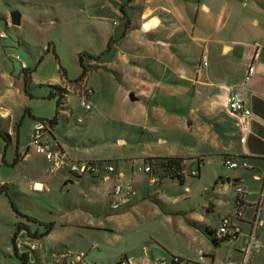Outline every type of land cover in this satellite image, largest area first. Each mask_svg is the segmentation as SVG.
Instances as JSON below:
<instances>
[{
    "label": "crops",
    "instance_id": "obj_1",
    "mask_svg": "<svg viewBox=\"0 0 264 264\" xmlns=\"http://www.w3.org/2000/svg\"><path fill=\"white\" fill-rule=\"evenodd\" d=\"M98 1H107L101 10L110 7L117 14H121L123 5L130 23L126 25L123 20L122 38L141 40L146 50L141 60L129 52L131 49L116 52L114 61L125 64L127 81L134 83L120 85L119 91L123 102H131L128 125L136 132L129 139L138 150L133 154H116L114 161L87 154L83 142L74 140L72 146L62 140L54 132L58 120L52 128L48 126L42 131L40 142L49 144L59 156L64 155L60 163L54 165L32 143L31 137L21 145L14 122L24 109L35 117H51L36 114L31 106L23 107L22 103L25 105V98L48 99L49 90L36 96L24 91L35 68L31 69L23 61L15 47L19 45L17 41L6 36L10 22L4 11V15L0 14V184H8L10 189L13 184L17 187L14 193L27 199L56 187L58 191H72L82 197L79 203L73 202V198L66 200L68 206L61 211L59 220L44 221L22 211L40 221L53 222L46 235L36 238L41 247L31 251L32 254L29 252V262L43 264L40 261L43 258L48 264L46 258L57 257L68 264L72 260L67 256L71 245L84 253L79 264H95L98 254L93 256L81 250L82 247L70 244L72 240L84 239L89 250H108L105 255L108 264L121 258H125L126 264H155L157 259H165L168 264H264V193L261 194L264 187V0ZM134 15L139 18V24L135 23ZM22 22L21 15L20 25L14 27L19 29ZM145 23L149 24L148 28ZM111 37L115 43L116 36ZM254 55L255 71L245 91L252 114L241 129L236 119L226 113L225 106L234 87L244 82ZM97 60L92 61L98 65ZM61 77L60 86L67 89L63 116L70 118L75 98L84 107L80 101L86 88L90 89L87 100L91 108H84L90 111L94 90L87 83V77L77 83L67 72ZM130 92L136 100L129 99ZM18 99L22 100L20 104ZM33 124V119L27 124L30 134ZM65 133L70 137L69 132ZM118 142L126 145L123 138ZM13 143L11 157H18V161L9 166L7 152ZM150 157L181 158L185 169L182 181L162 177L150 182V175L138 169ZM98 159L109 160L107 163L114 170L106 171L104 167L93 172L69 170L71 161ZM225 159L245 160L251 167L229 168ZM7 167L15 169L12 177L10 173L1 176L2 169ZM189 168L197 175H187ZM116 184L130 185L131 191L110 200ZM239 184L245 188L241 203L235 192ZM93 191L95 195L91 197ZM0 200V214L8 213L9 217L11 213V224L23 220L15 215L6 197L0 195ZM47 202L53 206L54 199ZM114 203L118 206L113 207ZM256 211L259 222L247 255ZM226 216L231 222L229 236L214 244L206 231L215 235ZM31 224L35 226L34 231H42L38 224ZM67 225L79 228L66 231L57 228ZM87 228L108 231L116 242L111 245L107 237H91L85 233ZM5 231L7 240L0 243V251L10 255L14 228ZM29 231L34 232L30 227ZM29 238L24 230L18 233L15 243L19 251H28ZM173 257L179 261L174 263Z\"/></svg>",
    "mask_w": 264,
    "mask_h": 264
},
{
    "label": "rangeland",
    "instance_id": "obj_2",
    "mask_svg": "<svg viewBox=\"0 0 264 264\" xmlns=\"http://www.w3.org/2000/svg\"><path fill=\"white\" fill-rule=\"evenodd\" d=\"M106 2L98 0H0V14H3L2 12L4 11L9 20V12L11 10H19L23 16L22 28L17 29L11 24H7L6 36L17 41L19 45L15 47L19 50L18 53L22 56L23 61L31 69L35 68L31 73L32 80L27 84L28 92H31L34 96L41 92H48L50 84L60 85L62 83L60 81L62 77L59 67L66 70L69 78L76 79L79 77L82 72L78 61L80 53L88 52L94 56H100L97 60L99 66L96 65V62L83 56V65H89L91 68L87 72L86 77L87 83L94 90L92 93L94 99L93 108L90 111L86 110L79 105L75 98V105H72L73 113L70 114L68 120L61 113L64 109L59 110L58 123L54 132L64 141L66 140L70 143L74 140L83 142L89 155L98 154L104 159L114 161L113 158L116 154H133L138 150V146H132L133 141L129 139V135L136 132L131 125H128L131 102H123L119 91L120 85L122 87H125L124 84L133 86L134 83L127 81L125 64L122 61H114L116 52L117 50L128 51V49H131L132 51L129 52L134 53V56L141 60L142 54L146 50L141 40L132 39L131 37L122 38L121 35L124 29L122 15L112 11L113 9L110 7L101 10V6L106 5ZM110 5H113V1ZM102 15L106 17L102 18ZM134 19L135 23H140L137 16L134 15ZM144 26L148 28L149 24L145 23ZM112 35L116 36L115 43L112 42ZM54 49L57 54V60L52 51ZM18 63L20 64L19 61ZM55 77L58 79L56 80ZM132 77L130 79L133 81ZM42 83L45 84L42 85ZM80 88L82 89V87ZM135 90L140 92L139 89ZM21 102L22 100L18 99V104ZM24 104L22 103L21 106H31L33 110H36V114L39 115L43 114L52 117L55 112L54 100L25 98ZM67 115L69 116V113ZM31 122L32 119L28 115H24L21 119V125L18 129L22 146L31 137L30 127L27 126ZM65 132H69L70 137L64 135L66 134ZM6 138L9 137L6 136ZM119 138L126 140L125 146H121L122 144L118 142ZM14 143L9 146L7 152L9 162L13 159L11 155H13ZM71 145L73 146V143ZM2 170L1 176H5V173H10L12 177L15 173L13 167H7ZM11 185L13 186H10L12 199L20 210L44 221L59 220L61 211L68 206L66 200L69 201L73 198V202L79 203V200L82 199V197L80 198L72 191L69 193L66 190L58 191L59 187L52 189L53 191L48 193L37 192L38 194H35L34 199H31L32 196L27 199L14 193L17 187L13 184ZM94 195L93 191L91 197ZM50 198L54 199L53 206L47 202V199ZM114 198L116 196L112 194L110 200H115ZM3 201L7 204V201ZM5 210L8 212L6 208ZM9 217H11V213ZM9 217L8 213L0 214V243L3 240H7L5 230L7 228L13 230L14 228V224H11ZM29 227L32 231L35 230L33 224ZM37 227L40 230L42 229L39 226ZM57 228L61 231H66L78 229L79 227L67 225L65 227L57 226ZM85 233L91 237H107V240L111 241V245L116 242L108 231L99 232L95 228H87ZM70 244H74L76 248L82 247L81 250L88 254L92 253L93 256L98 254V256L95 255L97 256L95 259L93 256L90 257L94 259L95 264H108L105 257L107 249H102L101 251L89 250V244L84 239L80 241L72 240ZM9 245L11 246V244ZM69 249V253H79L78 249H73L71 245H69ZM30 254L32 253L30 252ZM46 260L48 264H64L63 258L48 257ZM40 261L46 264L43 258ZM0 264H19V261L13 255L12 250L10 255L0 251Z\"/></svg>",
    "mask_w": 264,
    "mask_h": 264
},
{
    "label": "built area",
    "instance_id": "obj_3",
    "mask_svg": "<svg viewBox=\"0 0 264 264\" xmlns=\"http://www.w3.org/2000/svg\"><path fill=\"white\" fill-rule=\"evenodd\" d=\"M18 57V56H17ZM255 55L252 58V61L247 67L245 76H244V82L242 84H239L234 87V90L232 94L228 97L225 110L226 113L229 114L231 117L236 119L238 125L240 126L241 129H244L245 126L247 125L248 119L250 118L252 112L250 108L247 106V101H246V96H245V91L247 89V84L251 80V78L254 75L255 71V65L254 61ZM204 64L206 62L204 61ZM23 67H25V64H22ZM90 93V89L86 88L85 93L83 98L81 99L80 103L86 108L90 109L91 108V103L90 101L87 100V96ZM47 125H44L40 121H34L33 127H32V133H31V141L33 144H35L39 150L44 151L46 157L49 160H52L54 165L60 163V161L64 158V155L59 156L58 152L51 150L49 144H42L40 142V136L41 133L44 129H47ZM224 163L229 167V168H236L238 166H242L245 168L251 167L250 163L247 161L243 160L241 162L239 161H234L232 159H225ZM101 167H104L106 171H113L114 166L112 164L107 163L104 160H91V161H71L69 164V170L73 173H81V172H93L95 170H100ZM139 170H143L144 172L148 173L150 175L149 180L150 182H155L157 180L156 174L151 172V166L148 163H145L143 166L138 167ZM131 191V186L130 185H125L122 186L120 184H116L113 186V194L114 195H120L122 193H128ZM235 192L237 194L238 202H240V198L243 197L245 193V188L243 185H236L235 186ZM264 193V187L262 188L261 194L263 195ZM241 203V202H240ZM118 204L114 203L113 207H117ZM259 222V214L256 211L254 219H253V230L250 234V243L248 248L246 249V254L248 255L249 252V247L250 245L254 242L255 238V228L258 225ZM231 225L230 218L228 216L224 217L221 220V224L219 225L217 231H216V238H223L226 234H228V229ZM41 244L36 238H29V240L26 242V248L27 250H35L37 248H40ZM67 256H71V261L68 264H79V262L83 259L84 253L79 252V253H70ZM172 261L174 263L178 262L179 259L178 257H173ZM155 264H168V261L165 259H157Z\"/></svg>",
    "mask_w": 264,
    "mask_h": 264
},
{
    "label": "trees",
    "instance_id": "obj_4",
    "mask_svg": "<svg viewBox=\"0 0 264 264\" xmlns=\"http://www.w3.org/2000/svg\"><path fill=\"white\" fill-rule=\"evenodd\" d=\"M120 12L122 15V19L125 21V24L128 25L130 23V18L125 13L123 5L120 6ZM52 51H53L54 57L57 59V54L55 53L54 50H52ZM83 56H86L90 60H96V59L100 58V56H94V55L87 53V52L80 53L78 55V61H79V64L82 68V72H81L80 76L74 80L75 82L81 81L86 76L87 72L91 70L89 65L88 66L83 65ZM60 72H61L62 76H66V72L62 67H60ZM26 77H27V75L24 78H26ZM24 91L26 93H28L27 87L25 85H24ZM66 93H67V89L63 86L54 85V84L49 85V92H48L46 97L48 99L55 101L54 115L50 118L35 117L26 108V109H24L23 114L21 116H19L17 118V120L14 122L15 129L17 130L19 128V126L21 125V119H22L23 115H28L29 117H31L33 119V121H40L44 125H47L50 128H52L58 120V114L60 112L59 110L65 109L67 107L66 101H65ZM17 161H18V157H14L11 162H6V163L9 166H13L17 163ZM104 161L108 162L109 160H104ZM144 162L148 163L151 166V172L154 174H157L158 180H160L162 177H168L171 179H177L178 181L181 182L182 179L184 178L183 171L185 169H184L181 158H176V157H150V158L145 159ZM186 173L189 176H196L197 175V172L196 171L194 172L193 169H191V168L187 169ZM11 191L12 190L9 188L8 184H0V195H4L8 199V201L11 205V208L14 211L15 215L18 218L26 221V222H24L23 220L17 221L14 224V232L12 235L13 255L19 261V264H31L29 262V259H30L29 252H31L33 250L24 251V252H21L18 250L16 243H15V241L18 237V233L21 230H24V231H26L28 237L38 239V238L46 235L52 229L53 222H43V221H40L33 216H30L28 214L23 213L18 208V206L16 205L14 200L12 199V196H11L12 192ZM29 223L38 224V226H40L42 228V231L40 233L38 231H34L31 233L29 231ZM206 233L211 238V240L214 244H218L219 242H221L222 240H224L225 238H227L229 236L228 234H226L223 238L217 239L212 232L206 231ZM124 262H125V258H121V259L117 260L116 262H114L113 264H126Z\"/></svg>",
    "mask_w": 264,
    "mask_h": 264
},
{
    "label": "water",
    "instance_id": "obj_5",
    "mask_svg": "<svg viewBox=\"0 0 264 264\" xmlns=\"http://www.w3.org/2000/svg\"><path fill=\"white\" fill-rule=\"evenodd\" d=\"M9 22L12 26H18L21 23V13L19 10H11L8 14ZM128 97L131 101H134L137 99V97L134 96L133 92H130L128 94Z\"/></svg>",
    "mask_w": 264,
    "mask_h": 264
}]
</instances>
